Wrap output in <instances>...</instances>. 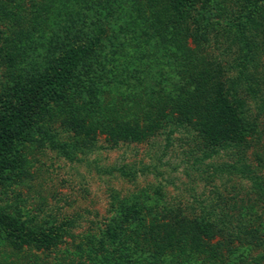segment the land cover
<instances>
[{
  "label": "trees",
  "instance_id": "1",
  "mask_svg": "<svg viewBox=\"0 0 264 264\" xmlns=\"http://www.w3.org/2000/svg\"><path fill=\"white\" fill-rule=\"evenodd\" d=\"M195 1L57 0L61 14L44 17L55 6L46 0L35 8L39 20L17 22L36 58L0 98V180L27 174L22 145L33 135L53 142L40 125L44 101L76 86L87 89L90 118L71 121L81 136L74 152L96 151L102 135L110 150L156 146L153 165L115 172L130 182L139 173L163 176L162 160L181 155L175 167L182 164L189 185L188 199L165 201L158 184L150 195L118 200L102 231L78 244L67 230L73 220L44 227L36 217H1L15 251L33 249L12 264H264V0L230 14L221 4L195 9ZM102 47L104 61L85 75ZM104 76L134 86L130 114L117 100L122 93L110 108L90 96Z\"/></svg>",
  "mask_w": 264,
  "mask_h": 264
},
{
  "label": "rangeland",
  "instance_id": "2",
  "mask_svg": "<svg viewBox=\"0 0 264 264\" xmlns=\"http://www.w3.org/2000/svg\"><path fill=\"white\" fill-rule=\"evenodd\" d=\"M32 1L36 3V6H32ZM54 1L55 6L51 7L50 13L44 10L42 14L44 17L45 13L53 14L55 17L56 13L61 14L59 10L61 4L56 2L57 0ZM257 1L260 0H196L194 8L201 10L203 7H208L214 10L215 6L221 4L230 14L238 11L239 8L243 12L251 10L252 4ZM45 3L46 0L42 2L40 0L1 1L0 3L1 12H4L0 16V20H4L0 24V98L11 87L15 74L21 68H26L25 60L34 61L36 58L34 46L25 43L23 40L25 33H22L23 31H20L16 24L22 19L24 21L39 20L40 15H36L35 8ZM51 21L54 19L51 18ZM102 48L98 50V55L86 61L85 75L104 61L103 54L107 48ZM102 71L103 69L101 73ZM89 76H93V73ZM94 82L95 88H91L90 96L95 99H106L107 104L109 100L122 93L123 97H117V100L126 107L128 114L132 112L131 108L134 107L132 101H136V96L134 97L135 94L132 93L133 85L129 83L115 87L110 84L109 77L105 80V76ZM86 91L87 89L68 86L63 90L61 100L44 101L46 114L40 125L53 135V142L41 134H35L33 135L34 143L28 142L22 145L28 172L18 179L0 180V219L6 217L23 220L36 217L38 226L43 222L47 223L42 224L44 227H56L58 224L73 220L75 221L73 226L67 227V230L73 235L74 244H78L82 243V238L87 235L93 233L97 235L102 231L118 200L123 201L126 197L137 195L143 190L150 195L152 185L163 186L165 201L177 200L181 196H184V199L187 197L189 180L179 168L182 164L178 168L175 167L180 162L181 155L170 154L172 157L166 156L162 160L167 163L161 168L163 176L139 173L136 180L130 182L120 177L115 170L125 164L137 168L141 166V163L153 165L151 157L156 154L158 149L156 146L129 144L110 150L106 146L108 143L105 142V135H102L97 141L96 151L88 153L87 150L78 149L74 152L72 147L80 142L81 136H76L71 121L80 120L82 117L90 118L84 111V106L87 105ZM70 95L74 98L71 99ZM111 102L107 104L108 108ZM157 142L162 143L160 140ZM178 149L181 148L176 150ZM64 150L74 158L71 160L66 158L62 153ZM177 153L179 154V150ZM167 177L172 183L165 185ZM197 184L196 191L203 189L201 182ZM1 226L2 224H0V238L2 237L3 240L0 241V261L3 264H12L25 257L30 258L33 249L15 251L10 240L4 238ZM67 241L70 243L68 238ZM65 246L62 244L61 248Z\"/></svg>",
  "mask_w": 264,
  "mask_h": 264
}]
</instances>
